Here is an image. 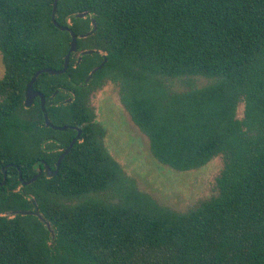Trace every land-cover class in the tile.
Wrapping results in <instances>:
<instances>
[{
    "label": "trees",
    "instance_id": "16d2710c",
    "mask_svg": "<svg viewBox=\"0 0 264 264\" xmlns=\"http://www.w3.org/2000/svg\"><path fill=\"white\" fill-rule=\"evenodd\" d=\"M52 5L0 0V264H264V0H59L55 21L92 52L33 88L66 130L23 104L33 74L61 70L70 47ZM184 77L212 83L177 95L161 86ZM106 81L160 165L189 172L222 157L215 196L178 213L125 182L83 100ZM71 127L80 138L49 177ZM108 190L118 200L89 197ZM34 205L41 218L20 213Z\"/></svg>",
    "mask_w": 264,
    "mask_h": 264
},
{
    "label": "rangeland",
    "instance_id": "374dc122",
    "mask_svg": "<svg viewBox=\"0 0 264 264\" xmlns=\"http://www.w3.org/2000/svg\"><path fill=\"white\" fill-rule=\"evenodd\" d=\"M4 66L0 53V78ZM161 86L167 94H184L208 86L212 80L203 77L162 78ZM119 86L106 81L90 96L89 107L95 122L103 129V145L119 166L125 182L136 192L152 199L158 206L174 212L185 213L217 193L216 178L223 169L222 157H217L205 167L178 172L160 165L152 156L149 140L131 120L121 103ZM242 105L238 117L242 115ZM113 190L89 197L106 201L118 200Z\"/></svg>",
    "mask_w": 264,
    "mask_h": 264
},
{
    "label": "water",
    "instance_id": "95a60500",
    "mask_svg": "<svg viewBox=\"0 0 264 264\" xmlns=\"http://www.w3.org/2000/svg\"><path fill=\"white\" fill-rule=\"evenodd\" d=\"M59 0H53V5H52V12H51V21L53 23V25L57 28H59L61 31H68L69 34H70V37H71V41H70V47H69V50L67 52V54L65 55L64 57V62H63V68L61 70H52V69H41V70H38L37 72H35L32 76V78L29 80V82L27 83L26 85V90H25V95H24V105L25 107H30L31 104H32V101L33 99L38 95L41 99V110H42V113H43V117H44V123H45V126L47 127H51L52 129L54 130H66L67 127L66 126H63V127H56V126H53L51 124V122L49 121L46 113H45V109H44V99L42 97L41 94H39L36 90H34L33 88V84L35 82V80L37 79V77L42 74V73H48L50 75H60V74H63L67 68H68V64H69V61H70V56L72 54H75L77 52V38H76V35L71 31V29H69L68 27L66 26H61L59 25L56 21H55V14H56V10H57V3H58ZM87 13H82V14H78L77 17L78 18H81V17H84L86 16ZM91 25L93 27V31L95 30V22L94 20L91 21ZM91 32H89L87 35H89ZM82 37V36H81ZM92 51H84L82 54L85 55V54H89L91 53ZM102 67V64H100L98 66V68L96 69H99ZM95 69V70H96ZM95 70H93L91 72V74L86 78V82L91 78L92 74L95 72ZM69 101V100H68ZM77 132L75 138L69 143V145L67 146V148L61 153V155L59 156L58 160H57V163H56V170L54 171H50L48 169V167L45 165V173L47 176L51 177V176H54L57 171H58V167H59V164L60 162L62 161V159L69 153V151L71 150V148L73 147L74 143L80 138V135H81V129L78 128V127H75L74 128ZM39 175V174H38ZM38 175L36 177H34L33 179L29 180V181H21L23 185L25 184H29L31 182H33L34 180H36V178L38 177ZM5 175H4V180L0 183V186L2 184L5 183ZM19 178H20V173H19ZM21 180V179H20ZM34 204V202H33ZM21 214H33V215H36V216H39L41 218V216L39 215L38 213V210H37V207L36 205H34V211L32 212H20Z\"/></svg>",
    "mask_w": 264,
    "mask_h": 264
},
{
    "label": "flooded vegetation",
    "instance_id": "af4514ba",
    "mask_svg": "<svg viewBox=\"0 0 264 264\" xmlns=\"http://www.w3.org/2000/svg\"><path fill=\"white\" fill-rule=\"evenodd\" d=\"M83 53V52H82ZM82 53H80V52H76L75 54H73V55H71L70 56V58L72 57L75 61H76V63H78V62H80L81 61V57H82ZM101 56H103L102 54H101ZM93 75V74H92ZM92 77V76H91ZM91 79V78H90ZM89 79V80H90ZM88 80V81H89ZM88 81L86 82V83H88ZM35 90V89H34ZM37 91V90H36ZM95 91V90H94ZM39 94H41L42 95V97H43V99H44V109H45V105H46V100H45V97H44V95L42 94V93H40L39 91H37ZM59 92H62V90H59V89H57V90H55L54 91V94H53V96H52V100H59V99H57L56 98V96H57V94L59 93ZM93 93V91H90L89 93H87V96H85L84 97V99L83 100H90V96H91V94ZM70 94V93H69ZM72 95V94H71ZM59 97V96H58ZM50 99V98H49ZM73 98L72 97H69V98H64V99H62L61 100V102H70L71 100H72ZM69 100V101H68ZM25 101V100H24ZM24 101H23V104H24ZM51 101V100H50ZM35 102H38V104H39V107H40V109H41V99H40V97L37 95L34 99H33V101H32V104H31V106H33L34 104H35ZM55 105V104H54ZM25 106V105H24ZM30 106V107H31ZM26 108H29V107H26ZM41 112H42V110H41ZM44 118V117H43ZM72 129H74L75 127H71ZM79 128V127H78ZM75 130V129H74ZM75 132H76V130H75ZM76 134H77V132H76Z\"/></svg>",
    "mask_w": 264,
    "mask_h": 264
}]
</instances>
